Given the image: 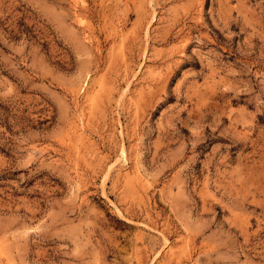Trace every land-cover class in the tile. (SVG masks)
I'll list each match as a JSON object with an SVG mask.
<instances>
[{
    "label": "rangeland",
    "instance_id": "374dc122",
    "mask_svg": "<svg viewBox=\"0 0 264 264\" xmlns=\"http://www.w3.org/2000/svg\"><path fill=\"white\" fill-rule=\"evenodd\" d=\"M0 264H264V0H0Z\"/></svg>",
    "mask_w": 264,
    "mask_h": 264
},
{
    "label": "bare ground",
    "instance_id": "6f19581e",
    "mask_svg": "<svg viewBox=\"0 0 264 264\" xmlns=\"http://www.w3.org/2000/svg\"><path fill=\"white\" fill-rule=\"evenodd\" d=\"M152 17V16H151ZM149 23V22H148ZM121 155L123 156V152H121ZM165 241V240H164Z\"/></svg>",
    "mask_w": 264,
    "mask_h": 264
}]
</instances>
